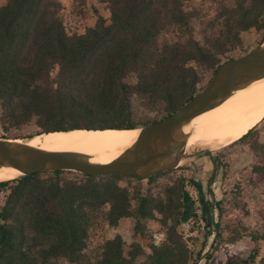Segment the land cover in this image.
<instances>
[{"label": "trees", "instance_id": "16d2710c", "mask_svg": "<svg viewBox=\"0 0 264 264\" xmlns=\"http://www.w3.org/2000/svg\"><path fill=\"white\" fill-rule=\"evenodd\" d=\"M102 1L109 16H98L82 34L66 33L56 0L0 6V136L8 138L10 127L29 122L40 133L155 122L198 92L205 72L247 53L231 55L242 48L243 32L255 29L264 38V0ZM136 107L156 117L136 118ZM263 122L231 143L253 138L258 162L252 169L261 177L264 140L257 129ZM64 172L0 181V264H175L161 248L141 261V247L119 236L104 242L98 259H85L97 215L114 225L128 216L163 213V205L138 192L133 207L134 198L117 183L96 175L67 178ZM250 237L259 240L256 232Z\"/></svg>", "mask_w": 264, "mask_h": 264}, {"label": "rangeland", "instance_id": "374dc122", "mask_svg": "<svg viewBox=\"0 0 264 264\" xmlns=\"http://www.w3.org/2000/svg\"><path fill=\"white\" fill-rule=\"evenodd\" d=\"M6 1L0 0V6ZM56 1L58 16L68 34H82L94 26L98 16H109L102 0ZM210 7L209 3L204 4L205 10ZM196 30L200 38L199 26ZM241 37L242 48L233 51L232 56L250 51L264 39L255 29L243 32ZM211 76L210 72H205L202 85ZM134 116L156 117L155 113H145L141 107L135 108ZM257 131L258 140L263 141L264 122ZM8 132V138L26 141L40 130L34 122H29L12 126ZM236 140L217 150H209L211 156L204 153L207 149L196 147L176 168L163 170L164 173L150 181L96 175L95 180L113 181L126 189L134 198L133 207L137 205L135 196L139 192L161 201L164 211L153 210L149 217H124L114 225L107 223L100 213L88 229L84 258L98 259L104 242L119 236L127 245L141 247V261L151 256L154 248H161L165 255L173 257L175 264H264V177L252 169L258 162L250 148L253 138L231 144ZM63 171L62 176L67 178L83 175ZM3 201L4 193L0 192V206ZM254 232L259 235L257 243L250 237ZM255 247L256 255L252 256Z\"/></svg>", "mask_w": 264, "mask_h": 264}, {"label": "water", "instance_id": "95a60500", "mask_svg": "<svg viewBox=\"0 0 264 264\" xmlns=\"http://www.w3.org/2000/svg\"><path fill=\"white\" fill-rule=\"evenodd\" d=\"M261 77H264V39L249 52L222 62L207 83L180 107L160 120L133 127L140 128L135 142L111 164L82 153L46 150L25 140L0 136V166L23 171L16 178L38 172L72 170L83 175L146 179L179 165L199 111Z\"/></svg>", "mask_w": 264, "mask_h": 264}, {"label": "bare ground", "instance_id": "6f19581e", "mask_svg": "<svg viewBox=\"0 0 264 264\" xmlns=\"http://www.w3.org/2000/svg\"><path fill=\"white\" fill-rule=\"evenodd\" d=\"M264 118V77L235 90L229 97L197 113L184 145V156L196 147L217 150L242 138ZM140 128L73 129L44 132L26 142L51 151L82 153L105 164L116 161L136 140ZM23 171L0 166V181L14 179Z\"/></svg>", "mask_w": 264, "mask_h": 264}]
</instances>
